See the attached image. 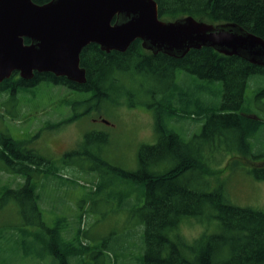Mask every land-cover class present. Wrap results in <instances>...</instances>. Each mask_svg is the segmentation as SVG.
<instances>
[{
    "label": "rangeland",
    "instance_id": "374dc122",
    "mask_svg": "<svg viewBox=\"0 0 264 264\" xmlns=\"http://www.w3.org/2000/svg\"><path fill=\"white\" fill-rule=\"evenodd\" d=\"M123 75V83L128 86L103 100L100 109L88 112L87 106L65 105L67 99L80 96L64 87L41 84L32 91L33 95L26 91L15 98L0 94V135L14 140L17 149L33 150L43 156L53 167L50 171L44 169L46 174L30 172L39 198L37 216L33 204L23 195L20 201L0 200V264H58V257L45 248L48 230L57 227L62 240L77 247L69 264H141L144 227L139 209L144 203V187L108 170L99 160L119 170L135 172L139 148L153 145L158 139L159 117L165 128L190 141L201 133L204 119L197 114L194 119L172 120L169 110L181 112L187 108L195 115V99L215 109L221 100L222 85L185 72L150 77ZM263 83L262 76H252L245 91L246 109L260 118H264L259 104L263 99H257L256 94ZM79 114L70 123L50 128ZM91 132L96 133L94 139L84 144L85 135ZM219 132L221 135L214 134L208 143L197 139L189 147L197 165L202 163L209 173L202 174L194 168L178 178L175 185L182 188L186 184L193 191L210 193L222 188L233 206L264 213V180L250 172L253 159L257 160L263 149L264 130L253 136L255 150L251 156L240 154L237 148H243L230 128L222 127ZM169 165L161 163L158 167L162 171ZM9 168V163L0 157V192L6 187L18 189L25 182L24 176ZM98 182L102 186L95 191ZM215 214L211 209L198 219L182 222L176 231L178 238L186 242L202 234L217 233ZM230 237L236 238V234Z\"/></svg>",
    "mask_w": 264,
    "mask_h": 264
},
{
    "label": "trees",
    "instance_id": "16d2710c",
    "mask_svg": "<svg viewBox=\"0 0 264 264\" xmlns=\"http://www.w3.org/2000/svg\"><path fill=\"white\" fill-rule=\"evenodd\" d=\"M32 1L42 5L50 0ZM154 1L160 20L166 18L165 21H173L184 16H192L198 21L214 25L236 23L264 40V0ZM29 43L28 39H24V44ZM79 59L80 67L85 70L84 84H77L51 73H34L31 80L25 81L14 72L9 79L0 83V94H8L10 98H15L26 91L32 94V91L41 84L64 87L67 91L80 96L77 99H67L65 105L73 108L79 105L87 106L85 112H88L100 109L103 100H109L112 93H118V89L124 90L128 86L129 83L127 86L123 83V74L150 77L167 72L174 74L185 72L202 81L220 82L222 85L221 100L215 109L195 99L193 103L196 108L195 115L188 112L187 108H183L181 112L169 110V119L172 120L194 119L197 114L204 119L201 133L193 135L190 141L183 140L177 133L165 128L159 117L156 121L158 139L153 145H142L139 148L138 169L135 172L119 170L106 161L99 160L100 165L108 170L144 187V203L139 209L140 221L144 227V252L141 264H262L263 212L233 206L222 193V188L211 193L198 192L191 190L186 184L182 188L175 184L178 178L188 171H193L194 168L199 169L202 174L209 173L202 163L197 165V160L189 147L197 139H203L208 143L214 134L221 135L219 130L222 127L230 128L236 140L240 141V147L243 149L237 150L241 155L251 156L254 153L255 147L252 146L251 140L256 133L264 130V118L252 115L246 109L245 91L250 77L262 76L264 79V68L236 56H223L211 48L190 50L180 59L161 53L153 55L142 48L140 40L132 42L123 53L116 51L106 53L96 44H89L82 49ZM256 98L263 99L259 104L264 110V83ZM79 116L80 114L63 119L50 128L70 123ZM95 135L96 133H87L84 144L94 139ZM16 144L10 137L0 135V145L3 147L0 149V157L9 163L13 173L24 176L25 182L18 189L3 188L0 200L20 201L23 195L33 204L37 216L39 198L30 172L45 173L44 169L50 171L53 167L43 156L33 150L17 149ZM253 161L250 172L256 179L264 180V146L260 157ZM161 163L170 165L161 171L158 167ZM101 186L98 182L95 191H100ZM211 209L216 212L214 218L217 221V233L202 234L192 241L182 242L176 234L178 226L187 219H198V216ZM20 210L24 213L23 208ZM48 231L49 241L46 240L45 248L55 258L58 257L56 258L58 264H69V258L74 257L77 247L72 242L62 240L58 227ZM232 233L236 234V238L230 237ZM92 253L90 257L93 256Z\"/></svg>",
    "mask_w": 264,
    "mask_h": 264
},
{
    "label": "water",
    "instance_id": "95a60500",
    "mask_svg": "<svg viewBox=\"0 0 264 264\" xmlns=\"http://www.w3.org/2000/svg\"><path fill=\"white\" fill-rule=\"evenodd\" d=\"M135 40L153 55L180 59L211 48L264 68L260 37L236 23L214 25L192 16L160 20L154 0H0V83L16 72L25 81L51 73L84 84L79 56L85 46L123 53Z\"/></svg>",
    "mask_w": 264,
    "mask_h": 264
},
{
    "label": "flooded vegetation",
    "instance_id": "af4514ba",
    "mask_svg": "<svg viewBox=\"0 0 264 264\" xmlns=\"http://www.w3.org/2000/svg\"><path fill=\"white\" fill-rule=\"evenodd\" d=\"M101 120V118H99ZM104 121V120H103Z\"/></svg>",
    "mask_w": 264,
    "mask_h": 264
}]
</instances>
